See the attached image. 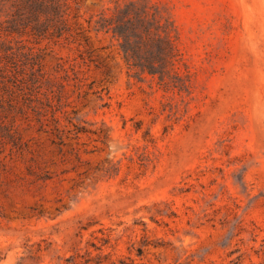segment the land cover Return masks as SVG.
<instances>
[{
	"label": "rangeland",
	"instance_id": "1",
	"mask_svg": "<svg viewBox=\"0 0 264 264\" xmlns=\"http://www.w3.org/2000/svg\"><path fill=\"white\" fill-rule=\"evenodd\" d=\"M127 6L171 86L95 30ZM0 264H264V0H0Z\"/></svg>",
	"mask_w": 264,
	"mask_h": 264
},
{
	"label": "trees",
	"instance_id": "2",
	"mask_svg": "<svg viewBox=\"0 0 264 264\" xmlns=\"http://www.w3.org/2000/svg\"><path fill=\"white\" fill-rule=\"evenodd\" d=\"M64 22L61 19V23ZM95 30L110 32L119 41L122 57L135 73L157 76L159 84L164 87L171 86L179 78L176 36L169 24L161 23L155 13L127 6L111 16L101 17L96 21Z\"/></svg>",
	"mask_w": 264,
	"mask_h": 264
}]
</instances>
